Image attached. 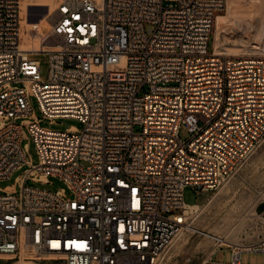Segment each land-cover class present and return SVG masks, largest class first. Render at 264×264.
<instances>
[{
	"label": "built area",
	"instance_id": "built-area-1",
	"mask_svg": "<svg viewBox=\"0 0 264 264\" xmlns=\"http://www.w3.org/2000/svg\"><path fill=\"white\" fill-rule=\"evenodd\" d=\"M225 7L59 0L47 28L23 27L21 0H0V182L27 167L0 189L1 264H162L184 233L213 240L206 264L220 249L228 264L264 254V238L235 245L200 231L184 203L187 188L218 190L264 139V58L212 48ZM31 98L44 120L83 129L42 127ZM49 178L65 188L27 185Z\"/></svg>",
	"mask_w": 264,
	"mask_h": 264
},
{
	"label": "rangeland",
	"instance_id": "rangeland-1",
	"mask_svg": "<svg viewBox=\"0 0 264 264\" xmlns=\"http://www.w3.org/2000/svg\"><path fill=\"white\" fill-rule=\"evenodd\" d=\"M40 1L52 3L53 14L49 19V22H51L55 17L57 0H28V3H38ZM25 4L26 3L21 0V12L22 15L28 14L30 21L49 16L50 8L33 5L27 7L25 10ZM229 6L228 0H226L225 10L219 15L222 17L219 19L217 25H215V28H217L218 25L223 29L226 28V25L227 28H229L221 37L225 47L219 49V53L215 51L216 29L214 28L212 40L213 50L217 54L222 53L231 58H264V49H260L256 46V35L247 34V30L244 28L238 31H236V27L234 28V26H236L235 22H242L241 24H244L247 20L245 18H247L249 14L250 18H252L255 23L256 33L258 34L261 30V19L264 17V13L262 12L264 11V0H234V9ZM34 57L41 64L42 76H47V59L43 56ZM30 105L35 116L42 120V127L61 132L72 127L79 130L83 129V125L79 121L71 118L57 119L54 121V124H51L49 120L43 119L38 101L35 98L30 99ZM181 135L183 136V133ZM183 138L186 139L184 136ZM25 144L29 145V155L34 164H37L38 156L35 145L31 141H24L23 145ZM26 168L27 167H24L15 171L8 180L0 182V189H5L14 185L16 179L24 174ZM27 185L37 189L50 190L52 192L65 188V185L55 178H49L48 182L34 183L28 181ZM1 193L0 191V194ZM210 201L212 202L209 203ZM184 203L190 207H202L201 212L195 215L197 219L194 222L195 227L200 231L214 236L224 237L225 239L227 238L232 244H241L243 241L257 243L263 239L264 139L237 174L222 184L218 190L214 192L197 193L191 188H187L184 192ZM228 227L233 228L229 229ZM235 229L238 230L234 231ZM215 246V243L210 238L198 234L184 233L176 238L171 247L167 250L162 264H206ZM213 261L217 264L230 263V250H218L213 257ZM241 263L264 264V254L244 253L241 258Z\"/></svg>",
	"mask_w": 264,
	"mask_h": 264
},
{
	"label": "bare ground",
	"instance_id": "bare-ground-1",
	"mask_svg": "<svg viewBox=\"0 0 264 264\" xmlns=\"http://www.w3.org/2000/svg\"><path fill=\"white\" fill-rule=\"evenodd\" d=\"M26 4H25V10H26V8L27 7H31V6H33V5H36V6H42V7H47V8H50V13H49V16H47L46 18H42V19H39L42 23H43V25L45 26V27H49V24L51 23V22H49V19H50V17L52 16V14H53V11H52V7H53V5H52V3H49V2H42V1H40V2H38V3H28V0H23ZM58 1L59 0H57V5L55 6V7H57L58 6ZM247 1V0H246ZM228 3H229V7L230 8H233L234 7V0H228ZM262 3V2H261ZM248 5V4H247ZM24 6V5H23ZM262 7V6H261ZM234 9V8H233ZM54 10V9H53ZM264 10V9H263ZM26 12V11H25ZM233 12H234V10H233ZM263 13H264V11H262ZM248 14V13H247ZM246 14V15H247ZM21 16H22V25H23V27H26L27 26V24H29L31 21H30V19H29V15L28 14H26V15H22V12H21ZM245 16V15H244ZM221 17L222 16H218V18H217V20H216V24L215 25H217V23H218V21H219V19H221ZM236 17V16H235ZM241 17V16H240ZM243 17V16H242ZM238 18V17H237ZM245 19H247L246 20V22L244 23V24H241L242 22H235L236 24V26H234V28L236 29V31H238L239 29H241V28H244L245 30H247L246 31V33L247 34H249V35H253V34H255L256 35V46H258L260 49H264V17H262V19H261V30H260V32H258V34L256 33V29H255V23H254V21L252 20V18H250V16H249V14L247 15V18H245ZM226 24H227V22H226ZM233 25V24H232ZM233 28V27H232ZM216 29V30H215ZM214 30H215V46H216V52L217 53H219V49H222L223 47H225L224 45V43H223V40H222V34L226 31V30H228L229 28H227V25H226V28L225 29H223V28H221L219 25H218V27L217 28H215ZM235 31V30H234ZM24 37H26L25 35H23L22 36V39H23V43H22V47L25 49V50H27V51H29V50H37L38 49V45L37 44H35V45H30V44H28L27 42H28V40H27V38H24ZM215 52V53H216ZM213 201V200H212ZM212 201H210L209 203H211ZM201 208L202 207H199V206H188L187 207V210L190 212V213H192V214H194V215H198L199 214V212H201ZM232 226V225H231ZM229 228V227H228ZM231 228V227H230ZM229 228V229H230ZM233 228V227H232ZM231 228V229H232ZM238 230V229H237ZM236 229L234 230V231H237ZM226 241H228L229 242V240L226 238ZM229 243H231V242H229ZM232 244V243H231ZM235 245H239V244H235ZM26 264H32V263H26Z\"/></svg>",
	"mask_w": 264,
	"mask_h": 264
}]
</instances>
